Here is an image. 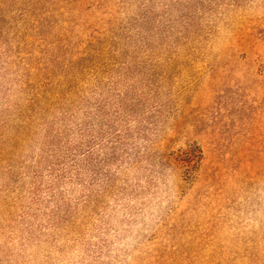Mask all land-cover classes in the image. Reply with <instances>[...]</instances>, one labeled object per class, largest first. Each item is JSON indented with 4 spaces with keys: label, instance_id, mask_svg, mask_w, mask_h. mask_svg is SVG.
I'll return each instance as SVG.
<instances>
[{
    "label": "rangeland",
    "instance_id": "1",
    "mask_svg": "<svg viewBox=\"0 0 264 264\" xmlns=\"http://www.w3.org/2000/svg\"><path fill=\"white\" fill-rule=\"evenodd\" d=\"M0 264H264V0H0Z\"/></svg>",
    "mask_w": 264,
    "mask_h": 264
},
{
    "label": "trees",
    "instance_id": "2",
    "mask_svg": "<svg viewBox=\"0 0 264 264\" xmlns=\"http://www.w3.org/2000/svg\"><path fill=\"white\" fill-rule=\"evenodd\" d=\"M126 115H124V117L121 116L120 113L116 114V116L114 118H117L119 117V119H122V120H125L127 121L126 125H125V130H122V129H117L116 131L115 130H112V126L109 125L107 126L108 129H110V131L107 129L105 130L104 134H106V137L109 138V139H106V141H104V139H102L103 137V134H100V138H99V143H102L103 141L104 142H107V143H111V144H114V145H121L123 147H125V149H129V145L131 142H129L131 136L129 134V129H130V124H129V117L128 115L125 117ZM108 118V117H106ZM106 122H109L110 119H105ZM110 124V122H109ZM132 140V139H131ZM133 141V140H132ZM88 145V149H84L85 146ZM80 150H77L78 148L74 149V152H73V164H72V168L76 171V176H80V171L82 170L80 167V164H85L87 161L91 162V165L93 166V163L94 160V155H93V149H94V146H92L90 144V141H88L87 143H82L80 146ZM84 147V148H82ZM117 146H114V149L116 148ZM93 148V149H92ZM80 151V152H79Z\"/></svg>",
    "mask_w": 264,
    "mask_h": 264
}]
</instances>
